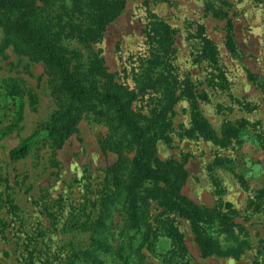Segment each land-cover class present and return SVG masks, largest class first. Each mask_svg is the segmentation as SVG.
I'll use <instances>...</instances> for the list:
<instances>
[{
  "label": "rangeland",
  "instance_id": "obj_1",
  "mask_svg": "<svg viewBox=\"0 0 264 264\" xmlns=\"http://www.w3.org/2000/svg\"><path fill=\"white\" fill-rule=\"evenodd\" d=\"M73 1L42 6L38 22L49 20L51 33L61 35L60 44L74 52L68 55L72 69L85 83L94 80L95 60L102 59L107 73L137 94L136 114L150 115L160 98L136 87L149 58L150 24L156 19L172 30L174 74L184 82L175 91L179 101L170 112L168 140L158 142L155 154L186 171L182 196L233 212L250 244L238 257L204 258L188 221L151 202L142 233L131 235L141 247L135 264H264V0H124L123 13L93 42L83 38L86 16L69 19ZM222 2L233 23L236 55L228 51L224 21L216 16ZM7 17L0 11V264H121L124 213L113 201L111 173L119 156L103 141L114 145L122 132L111 126V112L94 104L73 136L55 147L44 129L58 111L47 67L14 51ZM23 143H29L28 153L14 159L12 151ZM125 156L131 161L134 152ZM169 227L181 234L184 251L168 261ZM98 234L108 246L95 245Z\"/></svg>",
  "mask_w": 264,
  "mask_h": 264
},
{
  "label": "trees",
  "instance_id": "obj_2",
  "mask_svg": "<svg viewBox=\"0 0 264 264\" xmlns=\"http://www.w3.org/2000/svg\"><path fill=\"white\" fill-rule=\"evenodd\" d=\"M63 1L0 0V11L9 15L4 27L10 36L14 51L28 56L32 61H41L47 67L58 111L45 124L44 129L55 147H62L65 141L73 136L83 112L89 110V106L93 108L94 104L111 112V126L115 131L122 132L114 145L110 140L103 141L104 149L119 156L111 173L115 189L113 195L116 194L113 201H119L118 212L124 213V223L119 228L118 236L121 243L117 251L121 264H135L137 256L140 259L141 247L136 248L132 244L134 237L131 235L142 233L141 230L145 228L148 220L144 209L151 202L162 207L167 215L188 221L202 257H238L250 248V244L247 234L234 224L233 212L197 206L182 196L186 171L173 160L162 161L155 154L158 142L168 140L170 112L179 101L175 97V91L184 82L178 81L174 74L172 30L156 19L150 24L151 29L146 34L149 40V58L138 70L136 87L138 86L140 91L148 89L159 93L160 98L157 99L158 102L150 115L136 114L132 105L137 101V94L115 81L114 76L103 68L102 59L95 60L92 69L94 80L89 84L85 83L86 79L72 69L68 55H74V52H68L60 44L61 35L51 33L49 20L46 21L48 24L38 22L39 14L44 12L42 6L47 8L53 3ZM72 4L71 9L67 11L71 12L72 17L69 19L74 20V16H86L89 19V27L83 34L86 42L99 39L107 26L123 13L124 8V0H74ZM220 5L216 9V16L224 21L228 51L236 55L233 23L228 17V12L224 10L228 5L225 2ZM204 41L209 45L208 40ZM96 77L101 78L100 81ZM102 78L104 80L100 84ZM196 117L203 123L207 136L212 137L209 125L198 114ZM227 129L229 136L232 128ZM29 148V143L21 144L12 151V157L23 158ZM128 149L134 152L131 161L125 156ZM259 198L264 201V192H261ZM101 224L106 226L104 220ZM146 230H151L148 225ZM168 231L171 232L168 236L171 241V254L167 259L169 261L182 254L184 246L178 231L172 227H169ZM94 243L99 247L108 246V239L98 234ZM121 247L127 248L128 253L122 252ZM259 255L264 258V250H260Z\"/></svg>",
  "mask_w": 264,
  "mask_h": 264
}]
</instances>
